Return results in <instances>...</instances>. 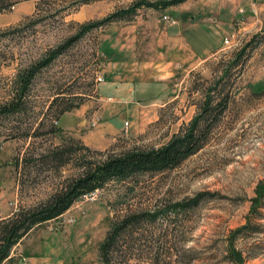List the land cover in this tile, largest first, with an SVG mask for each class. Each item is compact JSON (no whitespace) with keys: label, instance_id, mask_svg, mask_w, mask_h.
Masks as SVG:
<instances>
[{"label":"rangeland","instance_id":"rangeland-1","mask_svg":"<svg viewBox=\"0 0 264 264\" xmlns=\"http://www.w3.org/2000/svg\"><path fill=\"white\" fill-rule=\"evenodd\" d=\"M84 1L36 0L38 9L17 19L12 16L13 8L0 13V109L20 97L17 110L0 113V209L6 214L33 210L77 177L83 164L113 153L164 145L196 116L206 89L235 60L228 75L231 103L213 123L200 150L173 169L110 180L98 188L95 201L75 208L80 198L23 237L34 235L30 239L33 248L44 252L56 243L63 245L64 264H101L98 246L111 224L146 213L148 217L138 226L123 233L120 252L113 253L114 264H236L230 261L233 249L241 253L243 264H264V201L251 212L264 182V20L244 37L243 20L234 21L233 31L221 37L217 56L204 57L186 74H177L170 102L140 113L136 127L122 132L110 146L95 148L61 127L70 123L73 113L85 109L88 113L89 102H95L100 84L95 77L102 75L104 60L100 30L105 25L86 32L39 68L24 91L17 82L24 70L46 59L80 25L100 20L81 16L80 8L94 0ZM118 1L108 0V11L128 6L127 0ZM161 13L163 24V17L173 22L169 12ZM225 38L239 43L226 49ZM254 93L262 95L255 97ZM91 121L89 131L100 123L90 127ZM84 146L87 151L77 150ZM69 147L76 153L63 155L68 163L60 164L58 154ZM15 184L16 198L12 196ZM197 198L195 206L182 209ZM175 205L179 208L173 209ZM70 217L72 223L67 221ZM4 219L0 216V221ZM246 225L248 229L233 239L232 232ZM23 237L0 264H22Z\"/></svg>","mask_w":264,"mask_h":264},{"label":"crops","instance_id":"crops-1","mask_svg":"<svg viewBox=\"0 0 264 264\" xmlns=\"http://www.w3.org/2000/svg\"><path fill=\"white\" fill-rule=\"evenodd\" d=\"M15 1L12 12L15 19L35 9L36 0ZM134 1L127 0L126 4ZM107 2L94 0L80 8V14L85 19H102L113 10L108 11ZM161 12H169L173 22L163 21V24ZM241 19L244 37L264 20V0H186L163 11L142 7L125 21L106 24L100 30L99 43L104 57V82L97 85L95 102H89L88 113L87 109L73 113L70 123L61 127L62 131L80 139L85 146H110L122 134L124 122L128 123V129L136 127L140 113L162 108L170 102L177 74H186L204 57L206 60L217 56L222 35L233 31L234 21ZM154 116L153 120H157ZM94 118L100 123L89 131L88 122ZM17 190L15 184L12 192L15 198ZM11 215L0 209L2 219ZM33 237L26 235L21 245L29 264H64L63 245L56 243L44 252L42 248H33L34 242L30 241Z\"/></svg>","mask_w":264,"mask_h":264},{"label":"trees","instance_id":"trees-1","mask_svg":"<svg viewBox=\"0 0 264 264\" xmlns=\"http://www.w3.org/2000/svg\"><path fill=\"white\" fill-rule=\"evenodd\" d=\"M184 1L186 0H156L153 2L138 0L126 7L115 9L112 13L100 20L80 25L78 32L74 36L70 37L64 44L52 50L46 59L24 70V72L18 76L17 82L21 86V91L28 88L32 76L39 68L55 59L91 29L109 24L110 22L127 20L136 13L137 9L142 7L161 10ZM84 2H88V0ZM15 3V0H0V13L12 9ZM37 5L35 8L36 10L38 9ZM236 63L237 61L234 60L231 66ZM231 66L228 69L225 67L220 77L206 89L204 101L196 116H194L183 130L172 136L164 145L158 148H136L118 154L113 153L105 156L103 160L96 163H90L89 165L83 164L80 167L78 176L67 180L63 187L54 193L46 203L33 210L21 211L19 213L15 212L8 218L0 221V262L8 257L10 250L17 241L34 226L63 214L74 202L80 199L82 195L101 188L104 184L113 179L123 181L137 175L155 174L173 169L183 160L200 150L209 136V131L213 123L218 121L231 103L228 97V75ZM261 95L262 94L257 93L253 94L255 97ZM19 102V96L12 98L7 105L0 109V113L9 114L17 110L19 108ZM50 132H55V130H51ZM77 150L87 151L88 149L84 146L81 148L79 147ZM74 153H76V150L70 147L61 150L58 154L61 157L60 164L68 163L66 158L63 157L62 159L63 155L66 154L65 156H69ZM197 200L198 198L186 202L182 205V209L195 206ZM257 200H255L254 207L251 210L253 213L256 212V207L264 201V182L261 183L258 188ZM172 208L178 209L179 206L175 205L172 206ZM146 217H148V214L138 213V215L124 217L111 224L104 240L98 246L101 264H114L113 253L114 251L115 253L120 252L119 248L123 245L121 241L123 239V233L126 232L127 229H134L140 224V221ZM246 228L247 225L232 232V238L234 239V237L242 233ZM230 257V261L233 263H244L239 251L234 249L231 250Z\"/></svg>","mask_w":264,"mask_h":264},{"label":"built area","instance_id":"built-area-1","mask_svg":"<svg viewBox=\"0 0 264 264\" xmlns=\"http://www.w3.org/2000/svg\"><path fill=\"white\" fill-rule=\"evenodd\" d=\"M13 8V7H12ZM163 19L164 20H166V21H168L169 19L167 18V17H163ZM238 43H239V40L237 39L235 42H232L230 39H228V38H225L224 39V41H223V47L224 48H231L232 46H237L238 45ZM95 82L96 83H101V82H103V77H102V75H97L96 77H95ZM98 122H99V120L98 119H94V120H92L91 122H90V124H89V126L90 127H96L97 126V124H98ZM127 130H128V123L127 122H124V130H123V132H124V134H126L127 133ZM97 195H98V189H95L94 191H92V192H89V193H86V194H84V195H82L80 198H81V200H79V202H78V204H77V206H75V208L76 207H79V205L82 203V202H92V201H95L96 199H97ZM12 206H13V208H14V211H16V202L14 201L13 203H12ZM73 218L72 217H70L67 221H68V223H72L73 222ZM22 264H29L28 263V261L26 260V258H22Z\"/></svg>","mask_w":264,"mask_h":264}]
</instances>
